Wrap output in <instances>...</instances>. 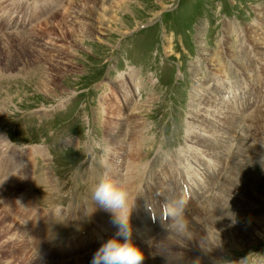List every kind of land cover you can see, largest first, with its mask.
Segmentation results:
<instances>
[{"label":"rangeland","instance_id":"1","mask_svg":"<svg viewBox=\"0 0 264 264\" xmlns=\"http://www.w3.org/2000/svg\"><path fill=\"white\" fill-rule=\"evenodd\" d=\"M1 20L0 264L90 261L117 230L105 173L141 264H264V0H0Z\"/></svg>","mask_w":264,"mask_h":264},{"label":"clouds","instance_id":"2","mask_svg":"<svg viewBox=\"0 0 264 264\" xmlns=\"http://www.w3.org/2000/svg\"><path fill=\"white\" fill-rule=\"evenodd\" d=\"M128 197V192L112 181L106 173L97 179L91 193L92 202L112 213V223L117 230L113 236L100 243L93 252L89 264H141L144 259V253L131 240L128 219L131 206ZM174 216L175 227L182 228L183 223L179 219V212L176 211ZM39 257L40 252L36 246L32 259Z\"/></svg>","mask_w":264,"mask_h":264},{"label":"bare ground","instance_id":"3","mask_svg":"<svg viewBox=\"0 0 264 264\" xmlns=\"http://www.w3.org/2000/svg\"><path fill=\"white\" fill-rule=\"evenodd\" d=\"M1 23H2V20L0 21V28H1ZM18 35H20V34H18ZM236 60V59H235ZM126 80V79H125ZM47 81H48V83H49V80L47 79ZM122 86H124L123 84H121V87ZM123 88V87H122ZM121 88V89H122ZM128 88V87H127ZM211 92V91H210ZM132 115V114H131ZM125 119L126 120H128L129 121V117L128 116H125ZM111 128V127H110ZM121 129H122V123L120 124H118V125H115V127L114 128H112V129H109L108 131H110L109 132V134L108 135H106V136H108V137H112V138H117L119 135H120V132H121ZM135 129L133 128H131V130H130V137H132L133 136V131H134ZM107 131V130H106ZM108 133V132H107ZM134 139H136V138H134ZM106 140V139H105ZM130 140H132V142H133V139H130ZM130 153H129V155L131 154V143H130ZM132 154H133V152H132ZM131 154V155H132ZM134 162V161H133ZM133 162H131V161H129V160H127V165H128V167H135V165H134V163ZM136 163H138V162H136ZM171 167V166H170ZM129 170V169H128ZM134 170V169H133ZM134 172V171H133ZM132 172V173H133ZM21 173V172H20ZM130 173V172H129ZM23 174L25 175V177H27L26 176V173L25 172H23ZM135 174V173H134ZM148 174H149V172H148ZM131 175V173L128 175V177ZM143 178V177H142ZM21 180V179H20ZM138 181V180H137ZM150 181V180H149ZM146 182V181H145ZM134 183V182H133ZM156 183V182H155ZM18 184V183H17ZM153 184V183H152ZM164 185V184H163ZM2 184H0V188H2ZM11 187H13V186H11ZM6 190H7V192H9V185L8 186H6V187H4ZM3 189V188H2ZM4 191V190H3ZM1 193H3V192H1ZM4 195V194H3ZM8 197H9V194L7 195ZM1 197H2V195H1ZM4 197H5V195H4ZM3 199V198H2ZM6 200H8V199H6ZM10 202H11V200H10ZM38 204V203H37ZM8 207V206H7ZM202 209H205L204 207H202ZM105 211V210H104ZM90 212V211H89ZM7 217V216H6ZM5 217V220H7V221H12V219H7ZM192 220V219H191ZM13 223V222H12ZM187 225V224H186ZM59 228V227H58ZM185 228V227H184ZM228 229V228H227ZM32 230V229H31ZM34 231H35V229H33ZM51 230V229H50ZM54 231V230H53ZM60 231V230H59ZM58 231V232H59ZM166 231V230H165ZM14 232V231H13ZM16 232H18V230L16 231ZM30 232V231H29ZM217 232V231H216ZM53 233V232H52ZM57 233V232H56ZM15 234L16 233H14V235L13 236H15ZM210 234H213L214 236H215V239H216V245L218 246V245H220L221 243H222V239H220V237L217 235V234H219L218 232H217V234H215V232L214 231H212V233H210ZM220 235V234H219ZM225 235L227 236L228 235V233L226 232L225 233ZM12 236V237H13ZM51 236V235H50ZM232 236V235H231ZM229 237H230V235H229ZM5 238V237H4ZM171 238V239H170ZM227 238H228V236H227ZM234 237H232V239H233ZM20 239L21 238H19V237H17V235L13 238V240L11 239H8V241H6V242H8L9 244H7V243H2V248H4V247H6L7 245H12V248L13 249H15L16 248V250L15 251H17V252H15V253H13V254H17L18 253V251H20L21 250V244H19L20 243ZM167 239V240H166ZM224 239V238H223ZM232 239H230V241H232ZM234 240V239H233ZM22 241V240H21ZM162 241V242H161ZM164 242V243H163ZM176 242H178V237H177V235L175 236V235H173V236H171V235H169V236H167V237H164V235H163V238L161 237V239L159 240L158 239V241H157V245H158V247L159 248H167V247H164L163 245H165V243L167 244V246H168V244H174V243H176ZM200 242V241H199ZM198 242V243H199ZM204 242V241H203ZM162 244V245H161ZM207 244L208 243H206V241H205V244H204V246L202 247V254L204 255V257H208V254H209V256H210V254H213V253H211L209 250V248H211V246L209 247V246H207ZM19 245V246H18ZM137 245V244H136ZM213 246V245H212ZM157 247V248H158ZM209 247V248H208ZM221 248L223 247V246H220ZM5 249V248H4ZM220 249V248H219ZM204 251V252H203ZM212 251V250H211ZM216 252V251H215ZM167 253V252H166ZM216 254H217V252H216ZM88 256V255H87ZM87 258V257H86ZM211 258H213V257H211ZM85 259V258H84ZM207 259V258H206ZM70 260V259H69ZM84 261V264H89V262L90 261H88V258L87 259H85V260H83ZM30 263L31 264H43L42 263V261L41 260H39V259H32L31 261H30ZM158 263V262H157ZM164 263V262H163ZM67 264H69V263H67ZM156 264V263H155ZM161 264H162V262H161Z\"/></svg>","mask_w":264,"mask_h":264}]
</instances>
